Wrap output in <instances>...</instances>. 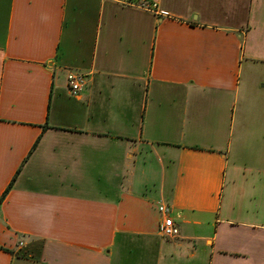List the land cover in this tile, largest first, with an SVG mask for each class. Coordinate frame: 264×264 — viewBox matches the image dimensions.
Here are the masks:
<instances>
[{
  "label": "crops",
  "instance_id": "0c3cea01",
  "mask_svg": "<svg viewBox=\"0 0 264 264\" xmlns=\"http://www.w3.org/2000/svg\"><path fill=\"white\" fill-rule=\"evenodd\" d=\"M9 188L0 264H264V0H0Z\"/></svg>",
  "mask_w": 264,
  "mask_h": 264
},
{
  "label": "built area",
  "instance_id": "2783aa9c",
  "mask_svg": "<svg viewBox=\"0 0 264 264\" xmlns=\"http://www.w3.org/2000/svg\"><path fill=\"white\" fill-rule=\"evenodd\" d=\"M67 84L72 95H80L87 85V78L84 75L70 71L67 74ZM159 211L164 215V220L159 227V233L165 239H175L180 235V229L170 217L171 210L166 206H161Z\"/></svg>",
  "mask_w": 264,
  "mask_h": 264
},
{
  "label": "trees",
  "instance_id": "16d2710c",
  "mask_svg": "<svg viewBox=\"0 0 264 264\" xmlns=\"http://www.w3.org/2000/svg\"><path fill=\"white\" fill-rule=\"evenodd\" d=\"M11 188H9L6 193L4 194L3 198L1 199L0 203H2L5 199V197L7 196L8 192L10 191Z\"/></svg>",
  "mask_w": 264,
  "mask_h": 264
}]
</instances>
